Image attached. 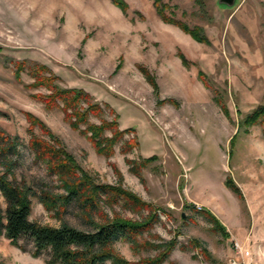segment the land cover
Instances as JSON below:
<instances>
[{"label":"rangeland","instance_id":"374dc122","mask_svg":"<svg viewBox=\"0 0 264 264\" xmlns=\"http://www.w3.org/2000/svg\"><path fill=\"white\" fill-rule=\"evenodd\" d=\"M120 1L125 11L112 0H0V131L13 143L4 154L0 144V172L10 168L8 179L30 190L32 223L91 231L74 204L51 209L64 192L29 149L28 129L53 142L30 126V117L94 184L137 200L104 199L96 223L100 214L132 223L150 211L158 217L134 245L114 244L128 264H146L171 241L159 264L240 262L234 243L249 251L248 263L264 264V121L240 125L264 107V0H236L232 7L218 0H162L167 16L203 30L207 44L163 22L153 0ZM34 72L48 83H35ZM57 90L85 93L81 109L100 108L88 124L107 121L126 130L110 156L82 133L87 125L70 127L60 104L45 107L40 98ZM216 212L226 213L234 229ZM18 243L22 249L0 233V264H47L46 254L32 255L29 238Z\"/></svg>","mask_w":264,"mask_h":264},{"label":"trees","instance_id":"16d2710c","mask_svg":"<svg viewBox=\"0 0 264 264\" xmlns=\"http://www.w3.org/2000/svg\"><path fill=\"white\" fill-rule=\"evenodd\" d=\"M112 1L122 11L126 10V6L120 0ZM194 1L198 2L199 0ZM153 5L163 22L177 26L198 43H208L203 30L195 27L189 28L185 23L175 20L172 16H167L164 13L166 6L163 5L162 0H153ZM18 71L20 70L18 69ZM32 75L36 77L35 83H48L45 79L37 78L36 72ZM40 99L44 101L46 108L59 107L58 104H60L65 119L72 129L77 130L80 125H87L82 133H89L91 143L100 154L105 156L112 154L113 145L126 132V130L123 132L117 131L114 123L107 121H102L99 126L88 124V115L90 113L99 115L101 110L95 104H88L86 109H81L82 102H87L89 98L80 91L57 90L51 95ZM29 121L31 127L38 125L42 134L49 137L53 142V145L45 142L41 137L33 134L31 128L28 129L30 133L29 149L34 153L36 160L46 164L50 174L58 177L64 192L63 196L53 198L51 209L56 208L63 211L68 205L74 204L80 210V217L83 222L91 226V231H80L64 223L60 227H48L32 223L29 220L30 190L19 186L13 179L9 180L8 177L12 175V172L10 168L5 166V170L0 172V198L3 199L5 204L4 210L0 207V233L3 232L5 238L15 246L19 245L18 242L21 238H29L33 244L32 255L40 257L46 254L48 256L47 264H128L113 249L114 244L124 240L134 245L138 237L152 228L153 224L158 221V217L150 211V214L141 222L132 223L119 218L111 220L100 214L102 222L96 223L94 214L104 199H106V203H109V201L116 203L119 199H123L131 204H134L137 200L121 190L94 184L90 177L75 165L71 156L59 147L56 148L59 142L47 129L37 120L31 121L29 117ZM261 121H264V107H257L241 120L240 125L248 128ZM106 130L112 131L110 138L103 137ZM9 141V138L5 140L3 132L0 131V144L4 145V147H1L3 154L13 147V143L11 145ZM127 143L131 145L130 142ZM225 184L240 196L238 187L233 184L230 178L226 179ZM41 199L43 198L41 197ZM190 207L193 208V206ZM62 208L63 210H61ZM204 215L218 229L224 230L211 213L204 211ZM174 245L172 241L165 243L163 251L156 258L147 259L146 264H159L165 261ZM18 247L23 248L20 245Z\"/></svg>","mask_w":264,"mask_h":264},{"label":"built area","instance_id":"2783aa9c","mask_svg":"<svg viewBox=\"0 0 264 264\" xmlns=\"http://www.w3.org/2000/svg\"><path fill=\"white\" fill-rule=\"evenodd\" d=\"M234 249L240 257V262L232 261L231 264H250L248 260L250 259V253L248 250L240 247L237 243H234Z\"/></svg>","mask_w":264,"mask_h":264},{"label":"crops","instance_id":"0c3cea01","mask_svg":"<svg viewBox=\"0 0 264 264\" xmlns=\"http://www.w3.org/2000/svg\"><path fill=\"white\" fill-rule=\"evenodd\" d=\"M242 191V189H241ZM243 193V192H242ZM238 199V198H237ZM239 200V199H238ZM220 213V212H216V216L217 214ZM226 213H223L222 214L220 213V215L218 214L217 218L219 217L220 221L224 224V225H228L230 227V229H234V224L232 222H230L231 220L229 219V217L225 216ZM222 216V217H221Z\"/></svg>","mask_w":264,"mask_h":264},{"label":"water","instance_id":"95a60500","mask_svg":"<svg viewBox=\"0 0 264 264\" xmlns=\"http://www.w3.org/2000/svg\"><path fill=\"white\" fill-rule=\"evenodd\" d=\"M236 0H218L219 5L232 7L235 4Z\"/></svg>","mask_w":264,"mask_h":264}]
</instances>
